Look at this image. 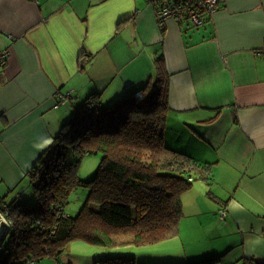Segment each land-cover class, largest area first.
<instances>
[{"label": "crops", "instance_id": "0c3cea01", "mask_svg": "<svg viewBox=\"0 0 264 264\" xmlns=\"http://www.w3.org/2000/svg\"><path fill=\"white\" fill-rule=\"evenodd\" d=\"M158 1L166 0H0V49L9 54L0 69V199L4 205L17 197L34 202L27 170L68 118L58 115L51 135L47 114L69 101L74 106L90 89L113 103L138 91L142 81L151 82L155 61L162 60L168 108L178 124L175 133L164 130V138L212 166L220 203L203 213L216 216L211 241L196 238L186 249L181 234L189 224L179 230L178 223L176 236L152 245L104 248L72 241L58 260L30 264L112 258L133 264L264 262V56L256 55L264 46V0H217L199 29L186 19L157 22ZM68 90L66 104H46ZM38 129L46 134L36 141L31 133ZM191 197L187 209L204 208L199 195L193 202Z\"/></svg>", "mask_w": 264, "mask_h": 264}, {"label": "trees", "instance_id": "16d2710c", "mask_svg": "<svg viewBox=\"0 0 264 264\" xmlns=\"http://www.w3.org/2000/svg\"><path fill=\"white\" fill-rule=\"evenodd\" d=\"M183 19L182 13L176 21ZM166 73L163 61L156 60L151 82L142 81L138 91L103 103L98 91L90 89L78 107L74 104L73 115L61 122L50 145L27 170L34 202L26 205L17 197L4 205L0 199V215L11 222L0 237V264L58 260L72 241L104 248L139 247L178 234L181 195L195 181L209 187L212 166L164 138L169 110ZM45 134L38 129L31 136L39 141ZM92 154L101 158L94 178L83 181L79 158ZM77 187L85 188L87 196L74 216L67 215L64 207ZM94 264H133V259ZM250 264L264 262L253 259Z\"/></svg>", "mask_w": 264, "mask_h": 264}, {"label": "rangeland", "instance_id": "374dc122", "mask_svg": "<svg viewBox=\"0 0 264 264\" xmlns=\"http://www.w3.org/2000/svg\"><path fill=\"white\" fill-rule=\"evenodd\" d=\"M188 25H190L192 27V29H199L201 28V26L199 27H194L193 25H191L190 23H188ZM191 29V28H190ZM59 99H57L58 101ZM57 101H55L54 99L50 98L49 100H47L46 104H48L49 102H54V104L57 103ZM77 102V103H76ZM75 103V107L79 106L82 102L81 100L76 101ZM72 101H69L68 104L65 107H61L58 110H53L52 112H50L49 114H47L44 119L46 122L45 125V129L48 133H50L51 135H54L57 130H58V126L56 124L55 118L60 115H68L69 119L73 113H74V106L71 105ZM58 104H60V102H58ZM58 107H54V108H58ZM53 108V107H52ZM68 110V112H67ZM177 114H175L173 111L168 110L167 113V117H166V124H165V130L169 133H175L178 130V124L176 123L174 119V116H176ZM86 147V146H85ZM5 149H7V146H4ZM3 149H1L2 151ZM14 154H17V149L13 150ZM74 158L73 155H70V161H72V159ZM81 163L80 166L78 168V175L79 178L83 181H90L91 179L94 178V173H95V169L96 166L98 165V162L100 161L101 156L99 154H92V155H87V156H82L79 159H81ZM4 195H8L9 192H7L6 190H3V192H1ZM245 195H248L247 191L243 192ZM191 197V201L193 202L196 198V196L199 195V198H201L202 202H203V207L201 210H198V212H196V210L190 208L187 209L185 207V203H187L188 198ZM87 196V190L85 188H75L72 190V192L70 193V200L68 201L69 203L64 207V212L67 215H74L79 208L81 207V205L83 204L85 197ZM219 198V195L215 194L212 184L208 187L207 184L205 183H201L200 181H195L192 183L191 188L189 191L185 192L182 195V216L180 218V222L179 223V230L183 225H187L185 230L183 229V233L181 234V240H182V244L184 245V247L186 249H189L192 246L193 241L197 238H206L208 240L211 241V235L209 232H211L212 229H210L211 226H213L212 223V218H214V221L216 219V216L212 215V218L210 215L208 214H203L205 212V210L207 208L205 207H212L213 209H217L218 206L216 205L215 202H218L217 204H219L220 202L216 199ZM6 201L9 200V198H5ZM200 201V199H199ZM227 199H225L223 202L226 203ZM195 211V215H193V212ZM218 211V210H217ZM203 214V215H202ZM5 223L4 220H2V218L0 217V223ZM8 224V226H11V222L7 221L6 222ZM2 228V227H1ZM188 235V236H187ZM30 264V263H28ZM218 264V263H216Z\"/></svg>", "mask_w": 264, "mask_h": 264}, {"label": "built area", "instance_id": "2783aa9c", "mask_svg": "<svg viewBox=\"0 0 264 264\" xmlns=\"http://www.w3.org/2000/svg\"><path fill=\"white\" fill-rule=\"evenodd\" d=\"M35 2L36 0H31ZM155 15L156 21L161 24L166 20H176L180 14H184L185 19L194 27L203 25L207 17H211L216 10L217 0H166L164 2L158 1ZM7 49H0V69L5 67L8 59ZM258 56H264V46L256 52ZM70 91L65 95L58 94L59 99L52 107H58L65 104L69 99ZM60 102V104H58ZM226 211H220V217L225 216ZM58 264H65L58 262Z\"/></svg>", "mask_w": 264, "mask_h": 264}, {"label": "clouds", "instance_id": "9594fccd", "mask_svg": "<svg viewBox=\"0 0 264 264\" xmlns=\"http://www.w3.org/2000/svg\"><path fill=\"white\" fill-rule=\"evenodd\" d=\"M68 91L71 92V90H68ZM68 91H67V92H68ZM70 94H71V93H70ZM136 96L139 97L140 94H139L138 92H136ZM57 99H58V98H57ZM68 100H69V99H68ZM68 100H67V101H68ZM67 101L65 102V104L67 103ZM0 217L2 218V220H5L6 222L9 221V220L6 219V218L4 219V218L2 217V215H0ZM7 227H9V226H8V224L6 223L5 226H2V228L0 227V231H2V232L4 233V231H5V229H6Z\"/></svg>", "mask_w": 264, "mask_h": 264}, {"label": "flooded vegetation", "instance_id": "af4514ba", "mask_svg": "<svg viewBox=\"0 0 264 264\" xmlns=\"http://www.w3.org/2000/svg\"><path fill=\"white\" fill-rule=\"evenodd\" d=\"M67 92H65V93H60V92H57L56 93V95H58V94H62V95H65Z\"/></svg>", "mask_w": 264, "mask_h": 264}, {"label": "water", "instance_id": "95a60500", "mask_svg": "<svg viewBox=\"0 0 264 264\" xmlns=\"http://www.w3.org/2000/svg\"><path fill=\"white\" fill-rule=\"evenodd\" d=\"M2 234H3V232H2V231H0V237L2 236Z\"/></svg>", "mask_w": 264, "mask_h": 264}]
</instances>
